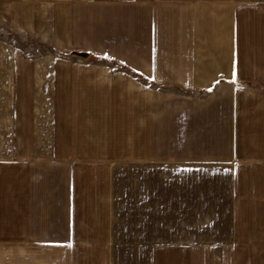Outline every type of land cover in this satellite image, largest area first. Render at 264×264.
<instances>
[{
    "label": "crops",
    "instance_id": "1",
    "mask_svg": "<svg viewBox=\"0 0 264 264\" xmlns=\"http://www.w3.org/2000/svg\"><path fill=\"white\" fill-rule=\"evenodd\" d=\"M0 24L20 44L0 38V163L24 170L7 197L35 214L0 240L9 259L249 264L264 244V0H0Z\"/></svg>",
    "mask_w": 264,
    "mask_h": 264
},
{
    "label": "rangeland",
    "instance_id": "2",
    "mask_svg": "<svg viewBox=\"0 0 264 264\" xmlns=\"http://www.w3.org/2000/svg\"><path fill=\"white\" fill-rule=\"evenodd\" d=\"M11 38V41L14 44H18V40L16 38H13V32L9 29L4 28L0 24V38ZM20 44H18L19 46ZM38 46V47H37ZM35 46V56L44 58L46 55H50L52 57H57V59H70L73 61L74 64L79 65L78 62L82 61L81 55H86L82 53H77L76 50H73L71 53H67L64 51H56L52 47H48L45 45H37ZM37 47V48H36ZM90 60L97 61V56H91ZM160 91L166 92L167 88H162L158 86ZM155 88V86H154ZM168 91H174L172 89H169ZM170 104L175 102L170 101ZM11 159H9L10 161ZM17 161V160H15ZM16 165L15 163H8L7 165H2L0 163V226H6L1 228L0 227V240L4 239L6 241H14L17 240L19 237H17L16 233L22 230V228H17V224H20L23 226L26 223V218L31 217L35 215L34 213H22L18 212V206H16L17 198H11L7 197L10 194H15V192L19 189H22L25 185H29V181L24 180V177L21 176L20 172H24V170ZM25 181V182H24ZM7 200H11L12 204L6 203ZM36 216H41L46 218L48 217V213L43 214H36ZM25 222V223H24ZM2 224V225H1ZM15 245H9L4 244L0 245V264H29L27 257L24 261L21 259V261L16 262L15 260H11L7 257V255H13V250L15 249ZM249 264H264V244H250L249 246ZM82 249V248H81ZM92 250L90 249V253ZM7 253V254H6ZM24 256V255H23ZM23 256L20 255V257L23 258ZM26 256V255H25ZM7 257V259H6ZM6 259V260H4ZM95 259V257H94ZM8 260V261H7ZM95 261L90 260V264H94Z\"/></svg>",
    "mask_w": 264,
    "mask_h": 264
},
{
    "label": "snow or ice",
    "instance_id": "3",
    "mask_svg": "<svg viewBox=\"0 0 264 264\" xmlns=\"http://www.w3.org/2000/svg\"><path fill=\"white\" fill-rule=\"evenodd\" d=\"M106 55V54H105Z\"/></svg>",
    "mask_w": 264,
    "mask_h": 264
}]
</instances>
